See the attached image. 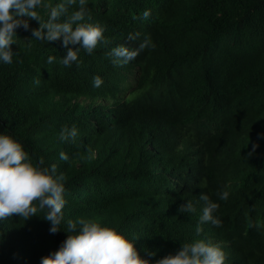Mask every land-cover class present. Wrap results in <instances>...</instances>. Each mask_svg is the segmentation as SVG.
Segmentation results:
<instances>
[{"label":"trees","instance_id":"1","mask_svg":"<svg viewBox=\"0 0 264 264\" xmlns=\"http://www.w3.org/2000/svg\"><path fill=\"white\" fill-rule=\"evenodd\" d=\"M85 7L82 23L101 26L108 43L91 54L81 48L79 66L63 65L62 40L32 38L39 21L27 17L29 29L18 28L10 45L12 62L0 60V134L20 142L34 166L41 158L40 167L55 164L66 200L55 234L47 209L0 220V264H40L69 235L67 221L79 218L114 228L150 264L200 239L221 247L224 264H264V0H86ZM37 11L47 21L48 12ZM145 37L154 49L113 64L112 48L132 50ZM73 125L75 140L61 141L62 128ZM225 190L226 201L217 195ZM201 193L218 203L213 215L222 224L205 222L197 234ZM188 200L196 211L179 212Z\"/></svg>","mask_w":264,"mask_h":264},{"label":"clouds","instance_id":"2","mask_svg":"<svg viewBox=\"0 0 264 264\" xmlns=\"http://www.w3.org/2000/svg\"><path fill=\"white\" fill-rule=\"evenodd\" d=\"M76 4L77 0H60L55 5L49 0H0V60L5 64L12 62L14 53L10 45L17 42L14 37L18 28L29 29L28 19H24L27 17L39 21V27L31 30L32 38L49 43L62 40L67 49L62 59L63 65L71 67L75 63L79 66L78 52L81 48L91 54L98 42L103 40L107 44L108 41L104 40V29L101 26L82 23L88 15L86 0H78L79 10L69 13V9ZM38 8L48 12L47 21L41 19ZM149 16L150 12L145 10L141 18L146 20ZM139 36L138 32L129 33L127 39L135 41ZM69 45L79 47L73 48ZM145 48H155L150 37H145L135 49L130 50L120 45L112 48L108 55L114 58V65L127 64ZM54 60V56H49L47 63L51 64ZM102 82L101 77H93L94 87H99ZM34 84L38 86L40 80L36 79ZM77 135L75 125L71 128L65 126L60 132V140H75ZM257 147V144H253L248 155H253ZM60 159L68 161L69 157L61 152ZM43 164L44 160L41 158L39 164L34 166L20 142L11 135L0 134V220L13 216L27 220L37 215L38 211L47 209L43 218L50 222V233L55 234L61 229L62 209L66 204L63 198L65 176L63 173L56 175L55 164L51 166V170L39 166ZM201 187H206V184L202 182ZM217 195L226 201L229 192L225 190ZM200 200L204 202V206L196 226L197 234L203 231L201 225L205 222H210L216 227L222 224L221 220L213 215L219 208L218 203L213 202L205 193H201ZM178 211L194 213L196 208L193 202L188 200L179 206ZM66 231L69 235L59 249L42 257L40 264H150L149 259L139 254L132 240L114 228L102 226L96 220L69 219ZM145 251L149 256L155 255V252H149L147 249ZM224 261L225 253L219 245L200 239L183 243L175 255L169 254L156 260L155 264H224Z\"/></svg>","mask_w":264,"mask_h":264},{"label":"bare ground","instance_id":"3","mask_svg":"<svg viewBox=\"0 0 264 264\" xmlns=\"http://www.w3.org/2000/svg\"><path fill=\"white\" fill-rule=\"evenodd\" d=\"M171 211V210H170Z\"/></svg>","mask_w":264,"mask_h":264}]
</instances>
